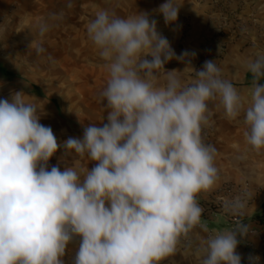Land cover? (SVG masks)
I'll return each mask as SVG.
<instances>
[{
	"label": "clouds",
	"instance_id": "1",
	"mask_svg": "<svg viewBox=\"0 0 264 264\" xmlns=\"http://www.w3.org/2000/svg\"><path fill=\"white\" fill-rule=\"evenodd\" d=\"M180 6L166 0L155 12L171 25ZM157 24L147 11L122 17L106 8L87 23L107 71L99 92L107 115L85 125L82 137L58 142L22 91L0 99V264H160L196 228L208 233L196 249L200 264H241L237 247L249 225L209 232L202 220L198 197L219 179L217 149L204 130L212 108H221L245 125L251 150H264V55L244 62L252 76L245 96L216 61L196 70L194 51L177 56ZM50 28L38 24L41 41ZM44 51L41 43L36 53ZM173 59L194 70L189 81L165 69ZM59 149L62 160L94 164L49 167ZM244 208L238 199L229 211L243 216Z\"/></svg>",
	"mask_w": 264,
	"mask_h": 264
},
{
	"label": "rangeland",
	"instance_id": "2",
	"mask_svg": "<svg viewBox=\"0 0 264 264\" xmlns=\"http://www.w3.org/2000/svg\"><path fill=\"white\" fill-rule=\"evenodd\" d=\"M68 2L0 0V99L24 92L39 106L40 123L52 128L58 142L82 137L85 125L100 123L107 115L99 98L107 71L86 33L87 23L99 9L114 10L122 17L147 11L177 56L185 50L196 53L191 59L196 70L207 60H223L231 44L264 53V0H176L181 6L171 25L155 12L166 0H71V8ZM54 14L62 18L53 19ZM42 21L51 28L41 41L37 26ZM41 43L45 51L38 55ZM185 67L176 59L165 64L166 70ZM178 74L189 81L194 70L188 67ZM61 157L63 149L51 158L49 167L59 165L63 170L65 163L89 168L94 164L74 155Z\"/></svg>",
	"mask_w": 264,
	"mask_h": 264
},
{
	"label": "crops",
	"instance_id": "3",
	"mask_svg": "<svg viewBox=\"0 0 264 264\" xmlns=\"http://www.w3.org/2000/svg\"><path fill=\"white\" fill-rule=\"evenodd\" d=\"M261 55L264 53L257 54L255 47L243 49L240 43H235L227 47L226 56L217 65L223 77L232 81L247 96L251 80L244 62ZM212 111L213 116L206 129L211 133L208 143L217 149L219 179L210 190L198 197L204 209L202 220L209 232L231 230L241 220L248 224L250 233L241 239L237 247L242 257L241 264H249V255L258 256V264H264V223L254 218L264 209V150L257 153L245 143V125L240 120L227 119L221 108L213 107ZM238 199L245 204L243 216L229 211L230 205ZM207 235L196 228L177 247L176 253L160 264H200L196 249Z\"/></svg>",
	"mask_w": 264,
	"mask_h": 264
},
{
	"label": "trees",
	"instance_id": "4",
	"mask_svg": "<svg viewBox=\"0 0 264 264\" xmlns=\"http://www.w3.org/2000/svg\"><path fill=\"white\" fill-rule=\"evenodd\" d=\"M249 79L252 80L251 74L249 75ZM261 83H264V78L261 79ZM254 218L259 220L261 223H264V209H262L261 213L256 214Z\"/></svg>",
	"mask_w": 264,
	"mask_h": 264
},
{
	"label": "built area",
	"instance_id": "5",
	"mask_svg": "<svg viewBox=\"0 0 264 264\" xmlns=\"http://www.w3.org/2000/svg\"><path fill=\"white\" fill-rule=\"evenodd\" d=\"M210 135H211L210 131L208 129H205L204 130V136H205V140L207 143L209 141Z\"/></svg>",
	"mask_w": 264,
	"mask_h": 264
}]
</instances>
